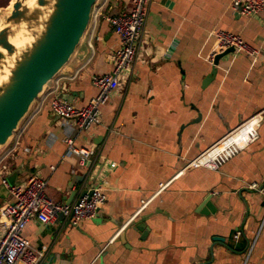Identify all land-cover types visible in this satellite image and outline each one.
<instances>
[{"label": "crops", "instance_id": "crops-1", "mask_svg": "<svg viewBox=\"0 0 264 264\" xmlns=\"http://www.w3.org/2000/svg\"><path fill=\"white\" fill-rule=\"evenodd\" d=\"M96 5V23L0 163V177L20 168L19 183L44 179L55 203L75 192L73 203L82 187L100 186L103 204L78 226L65 228L62 217L52 225L28 222L22 235L42 253L39 264H264V195L248 188L264 184V12L239 16L230 0H152L139 57L97 122L80 132L54 115L50 102L84 107L96 95L90 79L111 71L119 46L104 16L128 11L131 0ZM217 31L239 35L257 55L222 57L203 84ZM259 113L258 139L217 171L187 167ZM66 138L94 151L89 167L67 152ZM206 198L213 213L199 211ZM7 200L0 198V208Z\"/></svg>", "mask_w": 264, "mask_h": 264}, {"label": "built area", "instance_id": "built-area-1", "mask_svg": "<svg viewBox=\"0 0 264 264\" xmlns=\"http://www.w3.org/2000/svg\"><path fill=\"white\" fill-rule=\"evenodd\" d=\"M151 2L152 0H131V7L128 11L104 16L119 41L111 71L103 76L91 77V84L97 89V93L84 107H76L62 99L54 98L50 102V109L54 115L63 121L73 122L76 130L80 132L87 131L97 122L100 106L108 100L118 86L121 76L130 72L139 57ZM230 9L242 17H257L264 12V0H230ZM98 13L99 6L95 4L92 8L89 26L96 23ZM212 36L214 48L207 57L211 65L217 54L228 49H233V53H244L249 57L257 55V51L245 43L239 35L217 31ZM93 53V47L89 43L88 61ZM79 70L71 79H75ZM261 122L262 114L254 115L201 153L187 167L217 171L224 163L258 139ZM20 129L21 126L10 146L0 155V163L16 141ZM65 143L67 152L76 157L80 165L90 166L95 155L93 150L75 147L70 138H66ZM93 179L95 181V178ZM0 184L8 193L7 202L0 208V264H39L42 253L35 251L22 235L30 220L36 219L44 225H52L59 217H62L66 221L70 219V224L76 227L82 221L94 217L104 201L99 185L91 188L92 193L89 198L84 196L73 203L66 204L55 203L48 199L45 195L46 182L37 175L29 176L23 183L17 185H10L7 178L1 176ZM248 188L264 195V184L261 186L252 184ZM162 189L164 186H161L160 190ZM103 251L104 249L99 255Z\"/></svg>", "mask_w": 264, "mask_h": 264}, {"label": "water", "instance_id": "water-1", "mask_svg": "<svg viewBox=\"0 0 264 264\" xmlns=\"http://www.w3.org/2000/svg\"><path fill=\"white\" fill-rule=\"evenodd\" d=\"M14 0L10 11L2 16L0 24V155L10 146L19 127L32 106L41 97L47 85L68 63L90 24L92 8L97 0ZM22 45L10 42L17 36ZM233 53L228 49L214 57L210 73L203 84L216 74L219 60ZM5 71H7L5 73ZM21 169L7 177L10 185H17ZM92 189L82 187L79 197H90ZM8 193L0 185V198ZM75 196L69 195L68 202ZM199 211L213 213L214 207L206 198ZM72 226L70 219L65 228ZM222 240V239H221Z\"/></svg>", "mask_w": 264, "mask_h": 264}, {"label": "rangeland", "instance_id": "rangeland-1", "mask_svg": "<svg viewBox=\"0 0 264 264\" xmlns=\"http://www.w3.org/2000/svg\"><path fill=\"white\" fill-rule=\"evenodd\" d=\"M14 0H0V24L2 16L10 10V5Z\"/></svg>", "mask_w": 264, "mask_h": 264}, {"label": "bare ground", "instance_id": "bare-ground-1", "mask_svg": "<svg viewBox=\"0 0 264 264\" xmlns=\"http://www.w3.org/2000/svg\"><path fill=\"white\" fill-rule=\"evenodd\" d=\"M33 2H34V0H27L24 4H25V6H27V7H32V5H33ZM10 11V10H9ZM8 11V12H9ZM20 36L18 35L17 37H15V38H13V39H11L10 38V42H11V44H13L15 47H19L20 45H22V40L19 38ZM7 71H5V73H6ZM2 80V78L0 77V81Z\"/></svg>", "mask_w": 264, "mask_h": 264}]
</instances>
